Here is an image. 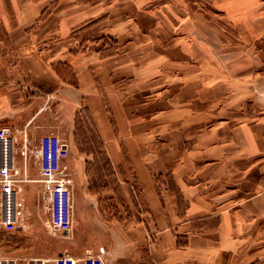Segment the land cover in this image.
Here are the masks:
<instances>
[{
	"label": "crops",
	"instance_id": "obj_1",
	"mask_svg": "<svg viewBox=\"0 0 264 264\" xmlns=\"http://www.w3.org/2000/svg\"><path fill=\"white\" fill-rule=\"evenodd\" d=\"M85 117L111 163L93 245L85 191L80 229L33 211L40 139ZM0 129L27 175L13 231H53L0 264H264V0H0Z\"/></svg>",
	"mask_w": 264,
	"mask_h": 264
},
{
	"label": "rangeland",
	"instance_id": "obj_2",
	"mask_svg": "<svg viewBox=\"0 0 264 264\" xmlns=\"http://www.w3.org/2000/svg\"><path fill=\"white\" fill-rule=\"evenodd\" d=\"M61 137L67 139L70 143V156L68 171L74 179L73 197H74V225L80 229L82 225L81 205L82 191L88 193L89 209V245L96 243V217L97 202L103 199V172H110V160L106 155V142L99 138L96 127L85 117L79 125L76 126L74 134H62ZM112 174L108 177L112 179ZM118 199V193L115 184H111ZM112 209L116 208V203H110ZM38 214H43L47 220L50 217V204L41 201L35 210ZM146 211L144 199L139 192L138 185V219ZM38 227L32 230L30 235L25 238L18 237L17 231H5L0 228V255H9V257L19 259L25 249H34L40 254L47 253L50 249L49 239L52 237L51 227L45 221H38Z\"/></svg>",
	"mask_w": 264,
	"mask_h": 264
},
{
	"label": "built area",
	"instance_id": "obj_3",
	"mask_svg": "<svg viewBox=\"0 0 264 264\" xmlns=\"http://www.w3.org/2000/svg\"><path fill=\"white\" fill-rule=\"evenodd\" d=\"M42 181L49 190L50 222L59 230H69L73 224V191L67 176L64 160L70 156V143L60 135L43 136L38 144ZM27 180V175L20 173L15 166L13 140L4 129H0V195L1 222L8 230L16 229L18 220L17 183ZM264 198V188L260 191ZM2 264H17L16 260ZM55 264H78L70 255H61ZM83 264H105L101 254H88Z\"/></svg>",
	"mask_w": 264,
	"mask_h": 264
}]
</instances>
